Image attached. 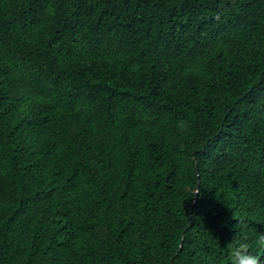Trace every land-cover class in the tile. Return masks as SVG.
Instances as JSON below:
<instances>
[{
    "label": "trees",
    "instance_id": "16d2710c",
    "mask_svg": "<svg viewBox=\"0 0 264 264\" xmlns=\"http://www.w3.org/2000/svg\"><path fill=\"white\" fill-rule=\"evenodd\" d=\"M264 234V0H0V264H232Z\"/></svg>",
    "mask_w": 264,
    "mask_h": 264
},
{
    "label": "clouds",
    "instance_id": "9594fccd",
    "mask_svg": "<svg viewBox=\"0 0 264 264\" xmlns=\"http://www.w3.org/2000/svg\"><path fill=\"white\" fill-rule=\"evenodd\" d=\"M233 240H238L239 242L235 247L232 246L231 242L229 243L232 264H264V262L250 250L252 245L248 242L247 237L239 239L235 236ZM255 244L258 247L264 248V234H257Z\"/></svg>",
    "mask_w": 264,
    "mask_h": 264
}]
</instances>
